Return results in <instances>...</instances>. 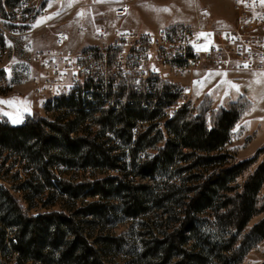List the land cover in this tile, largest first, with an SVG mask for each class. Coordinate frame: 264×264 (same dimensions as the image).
Segmentation results:
<instances>
[{"label":"trees","instance_id":"obj_1","mask_svg":"<svg viewBox=\"0 0 264 264\" xmlns=\"http://www.w3.org/2000/svg\"><path fill=\"white\" fill-rule=\"evenodd\" d=\"M107 95L96 90L94 100L85 96L54 99L53 104H46L53 112L50 118L27 116L21 124L0 119V156L2 151L21 156L32 168L26 180H36L22 184L29 191L23 197L0 182V264L8 252L17 253L19 263L101 264L100 250L78 230L71 212L28 213L22 198H39L45 187L55 186L69 199L81 193L99 200L122 197L126 213L136 215L152 197L140 178L167 180L192 168L198 169L194 172L198 180L184 190L180 222L162 239L163 258L156 264H209L210 258L221 264L240 263L248 249L264 239V216L248 224L255 215L264 214V156L241 184H231L264 147L234 162L222 151L244 109V98L209 113L202 100L195 113L180 108L162 119L159 102L169 96H161L153 108L150 97L140 96L130 97L120 108H104ZM159 120H164V134L155 128ZM139 122L148 124L133 133ZM109 140L121 144L109 145ZM120 146L122 152H114ZM150 148L155 151L153 156L141 160L138 155ZM126 151L129 169L122 157ZM55 164L68 166L75 174L91 168L126 170L121 175L76 182L56 175L51 168ZM205 209H212L214 219L208 220V232L200 234L199 241L190 242L194 235L198 238L195 214Z\"/></svg>","mask_w":264,"mask_h":264},{"label":"rangeland","instance_id":"obj_2","mask_svg":"<svg viewBox=\"0 0 264 264\" xmlns=\"http://www.w3.org/2000/svg\"><path fill=\"white\" fill-rule=\"evenodd\" d=\"M119 1L126 4V13L122 16L113 13ZM90 9L97 11L101 19L109 17L112 12L110 24L96 23L87 13ZM196 15L200 24L205 27L227 25L233 18L232 3L230 0H0V30L3 34V47L0 49V101H13L12 104L0 103V119L19 124L27 116L51 117L53 112L47 109L46 104H53L54 99H46L47 88L38 87L36 84V77L43 83L45 68L41 67L38 73L39 65L34 55L35 51L41 49L59 50L54 44V33L57 29H63L68 34L66 28H69L73 43L72 45L67 37L60 48L78 51L91 46H104L112 41L110 36L106 42L94 44V34L101 35L106 31L111 32V29H115L116 34L119 29L127 27L144 30L159 26L194 24ZM41 20L44 22L33 27ZM261 70L238 71L204 66L191 72L192 88L188 99L191 113H195L202 100L207 107V113L226 108L230 102L243 98L245 100L244 109L231 129L230 138L222 147V151L231 157L230 162L249 158L258 148L264 147V117H260L262 119L257 123L253 121V126L249 121L253 115L254 118L264 115V100L257 103L258 100L252 101L246 94L241 93L236 99L228 101V97L236 90L227 81L237 85L239 92H243L245 82L241 77L244 73ZM218 73L222 75L219 76ZM156 122L155 128L161 129L164 134V120ZM145 124L148 122H139L132 132L136 133ZM105 136L114 138L110 133ZM113 142L121 144L119 140H109L107 144L111 145ZM121 148L120 146L114 152H122ZM154 153L150 148L138 157L142 160L145 157L150 158ZM262 156L264 150L231 184H241ZM122 157L125 158L126 167L128 166L126 169H129L128 151ZM51 168L59 177L71 178L76 182L121 175L126 170L110 172L91 168L89 172L75 174L68 166L55 164ZM31 170V166L21 156L1 152L0 182L18 197L29 193L22 184L36 183V180H26ZM196 170L198 169L192 168L182 171L167 180L140 178V182L148 186L152 197L146 201L144 211L136 215L126 213V203L122 201V197L99 200L98 197L81 193L77 198L69 199L68 196L60 194L55 186L45 187L39 198L30 201L22 198L21 202L23 206H28V213H44L50 210L71 212L78 230L100 250L101 264H156L163 258L160 257L164 244L162 239L180 222L184 190L198 180L199 176L194 174ZM134 178L138 179V176ZM262 216V213L255 215L248 224L255 223ZM213 219L212 209L197 212L195 223L198 238L194 235L189 241H199L200 234L203 236L208 232V220ZM211 240H214L212 236ZM217 251L218 249L213 254ZM2 261L3 264H35L30 261L19 263L15 252H8ZM208 262L221 264L215 258H210ZM262 262L264 239L249 248L238 264Z\"/></svg>","mask_w":264,"mask_h":264},{"label":"built area","instance_id":"obj_3","mask_svg":"<svg viewBox=\"0 0 264 264\" xmlns=\"http://www.w3.org/2000/svg\"><path fill=\"white\" fill-rule=\"evenodd\" d=\"M231 3L233 18L227 25L205 27L196 15L194 24L121 28L110 43L78 51L60 48L68 36L65 30L57 29L54 44L59 50L35 51L38 73L45 68L43 83L36 77V84L47 88L46 99L81 100L85 96L94 100L96 90L107 92L104 108H120L132 96L150 97L153 108L161 96H169L159 102L165 119L180 108L189 109L192 70L204 66L238 71L264 69V5L259 0ZM116 4L114 13L124 15L125 2Z\"/></svg>","mask_w":264,"mask_h":264},{"label":"crops","instance_id":"obj_4","mask_svg":"<svg viewBox=\"0 0 264 264\" xmlns=\"http://www.w3.org/2000/svg\"><path fill=\"white\" fill-rule=\"evenodd\" d=\"M230 2H231V0H230ZM87 13L89 14V16L91 18L94 19V21L96 23L97 22H107L110 24V21L113 17L114 12L113 13L111 12L109 17H107V18L104 17L103 19H101L98 15V12L93 10V9L88 10ZM66 29H67V31H69L67 36L69 37V39L71 41V38H70L71 31L69 30V28H66ZM114 30L111 29V32L106 31V33H109V34H106L104 31H103L104 34L102 33L101 35L98 33H97L98 35L94 34V36H93V40L95 41L94 44L103 43L104 41L106 42V40H108L110 36L112 37V38L110 37L111 40H113L114 39L113 37H115ZM71 43H72V41H71ZM72 45H73V43H72ZM244 74L245 75L243 77H241V80H243L245 82L244 87H243V92H237V91L233 92V94H231L232 96L228 97V101H232V100L236 99L241 93H243V94H246L252 101H255V99H256V100H258L257 103H260L262 100H264V70L251 72V73L245 72ZM217 75L220 76L222 74H217ZM257 112H260V111H257ZM260 117H264V115L258 116V118H257V116H255V118H254V115H253V118H249L251 126L254 125V124H252L253 121H255L254 123H257L258 121H260L262 119ZM23 121L24 120H22V122H19V124L23 123Z\"/></svg>","mask_w":264,"mask_h":264},{"label":"snow or ice","instance_id":"obj_5","mask_svg":"<svg viewBox=\"0 0 264 264\" xmlns=\"http://www.w3.org/2000/svg\"><path fill=\"white\" fill-rule=\"evenodd\" d=\"M238 2H241V0H238ZM259 2H260L261 5H264V0H259ZM69 6H70V5H69ZM165 10H166V9H165ZM57 15H58V13H57ZM81 15H82V13H81ZM51 18H52V17H47V19H51ZM43 22H44L43 20H41V21H37V23L34 24L33 27H37V26H39L40 23H43ZM200 35H201V36H205V35H208V34L201 33ZM198 50H200V49L198 48ZM203 50L207 51L206 48L203 49ZM245 67H247V65H245ZM218 74H219V73H218ZM258 82H259V81H258ZM197 83H200V82H197ZM227 83H228L232 88H234L237 92H239V87H238L237 85L233 84L231 81H227ZM225 95H227V93H225ZM0 103L12 104L13 101H0ZM6 115H7V113H6ZM14 122H15V121H14Z\"/></svg>","mask_w":264,"mask_h":264}]
</instances>
